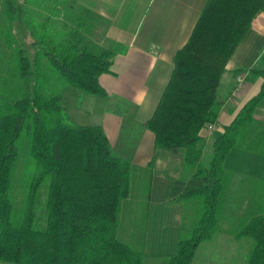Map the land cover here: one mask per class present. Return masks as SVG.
<instances>
[{
	"label": "trees",
	"instance_id": "16d2710c",
	"mask_svg": "<svg viewBox=\"0 0 264 264\" xmlns=\"http://www.w3.org/2000/svg\"><path fill=\"white\" fill-rule=\"evenodd\" d=\"M4 6L13 22L16 8L11 0H4ZM262 13L264 0H206L145 122L155 150L178 156L181 166L194 170L192 178L202 181L168 202L192 204L196 217L181 223L176 253L167 264H192L199 245L217 231L227 177L236 175L223 166L229 152L237 148L264 156V129H252L264 100V69L246 70L260 78L258 92L213 142L207 168L201 165L205 141L199 135L204 126L217 122V88L225 67ZM40 37L29 45L39 54L30 59L17 43L0 68V264H143L142 254L119 239L131 166L112 152L100 127L72 125L62 93H55L62 82L106 97L99 76L110 73L111 54H94L76 43L54 50L46 34ZM40 57L53 76L41 69ZM25 140L30 141L31 174L19 196L16 173ZM251 180L258 200L235 238L253 242L245 264H264V174ZM42 189L46 196L41 202Z\"/></svg>",
	"mask_w": 264,
	"mask_h": 264
},
{
	"label": "crops",
	"instance_id": "0c3cea01",
	"mask_svg": "<svg viewBox=\"0 0 264 264\" xmlns=\"http://www.w3.org/2000/svg\"><path fill=\"white\" fill-rule=\"evenodd\" d=\"M205 1L76 0L89 16L86 24L91 28L96 24L91 29L99 34L94 47L111 54L110 73L99 76L107 96L66 85L61 104L72 125L100 127L117 157L147 176L151 172L144 246L154 252L150 257L161 260H167V251L172 255L177 247L188 205L168 202L200 187L202 181L192 178L194 170L181 166L178 156L155 150L154 135L145 122L157 106L172 73L173 59L191 36ZM88 38L92 40V34L85 32L86 42ZM252 69H264V13L253 20L225 67L217 88L216 102L221 106L214 129L199 133L205 141L201 157L204 168L212 159L213 142L258 92L260 78L246 71ZM256 115L264 117V100ZM223 166L236 175L261 179L264 156L235 148Z\"/></svg>",
	"mask_w": 264,
	"mask_h": 264
},
{
	"label": "rangeland",
	"instance_id": "374dc122",
	"mask_svg": "<svg viewBox=\"0 0 264 264\" xmlns=\"http://www.w3.org/2000/svg\"><path fill=\"white\" fill-rule=\"evenodd\" d=\"M11 1L17 10L16 19L13 22L5 13L4 0H0V68L1 66L5 68L6 60L17 49V43L32 59L37 51L31 50L29 45L35 40L39 41L40 36L44 34L48 36L50 49L55 50L60 45L76 43L79 48H86L94 54L101 52L94 47L97 46L95 39L99 35L92 32L96 24L92 25V28L91 24H86L89 16L85 15L83 10L76 5V0ZM85 32L92 34V40L88 38L86 42ZM39 62L41 69L47 70L50 76L54 75V71L47 66L43 57H40ZM61 83H58L59 90L55 91L59 95L66 86L65 83L63 85ZM252 129L256 132L263 131V116L256 115V124L252 126ZM29 146V140L22 141L16 173L21 180V183L16 185L19 196L24 191L23 186L31 174L27 161ZM262 169L264 171V166ZM190 172L192 171L190 170ZM227 181L226 197L220 213L218 229L207 241L199 245L192 264H245L248 259L253 246L252 240L248 238L237 240L235 235L254 213L258 200L257 190L247 175H228ZM129 183V195L121 212L122 223L119 239L142 254L143 264H167V260L150 257L154 252L151 249H145L144 246L147 220L149 219L147 206L150 181L148 176L131 167ZM45 196L46 191L42 189L40 192L41 202L44 201ZM195 211L196 208L192 204L185 206L182 223L192 221L196 217ZM42 213V207L39 206L38 215L42 216ZM176 249L173 254L176 253ZM168 251L167 259L173 255H170Z\"/></svg>",
	"mask_w": 264,
	"mask_h": 264
},
{
	"label": "built area",
	"instance_id": "2783aa9c",
	"mask_svg": "<svg viewBox=\"0 0 264 264\" xmlns=\"http://www.w3.org/2000/svg\"><path fill=\"white\" fill-rule=\"evenodd\" d=\"M202 129H206L208 131H212L214 129V125H206Z\"/></svg>",
	"mask_w": 264,
	"mask_h": 264
}]
</instances>
